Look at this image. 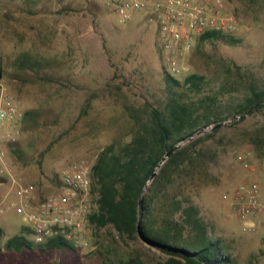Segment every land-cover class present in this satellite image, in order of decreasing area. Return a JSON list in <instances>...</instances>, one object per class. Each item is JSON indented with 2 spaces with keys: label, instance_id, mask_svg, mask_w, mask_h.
Segmentation results:
<instances>
[{
  "label": "rangeland",
  "instance_id": "rangeland-1",
  "mask_svg": "<svg viewBox=\"0 0 264 264\" xmlns=\"http://www.w3.org/2000/svg\"><path fill=\"white\" fill-rule=\"evenodd\" d=\"M228 5L239 22L235 34L239 43L196 42L186 59L188 73L177 79L197 74L209 86L219 85L229 61L249 73L256 84L264 85V10L253 16L236 3ZM158 45L156 21L149 12L136 13L120 24L102 0H0V56L5 70L0 97L8 96L23 113L33 115L19 124L21 152L9 154L11 177L21 185H33L42 199L57 192L56 175L63 168L79 161L92 165L111 140L109 120L122 101L140 105L162 90L164 61ZM23 54L46 59L41 77L19 67L16 61ZM93 93L98 96L79 120L83 102ZM239 96L235 92L223 102H237ZM263 126L264 109L223 122L220 132L199 145L205 164L185 173L173 188L176 195L192 197L208 237L220 240L237 264H264L263 215L240 220L231 206L232 193L242 183L256 181L264 199V147L257 150L252 142ZM242 163L252 170L245 172ZM12 203L19 204L12 184L0 178V204ZM23 228H30L23 214L11 207L0 213L2 243ZM114 236L110 229H91L88 247H78L76 254L58 249L4 252L0 264H100L92 251L112 244L117 240ZM121 246L136 250L147 264L160 259L138 242Z\"/></svg>",
  "mask_w": 264,
  "mask_h": 264
},
{
  "label": "trees",
  "instance_id": "trees-1",
  "mask_svg": "<svg viewBox=\"0 0 264 264\" xmlns=\"http://www.w3.org/2000/svg\"><path fill=\"white\" fill-rule=\"evenodd\" d=\"M228 2L238 4L253 16L264 10V0ZM212 41L239 43L236 35L221 33H204L197 43ZM16 62L38 77L47 64L46 59L28 54L21 55ZM4 72L0 56V82ZM223 72L220 84L211 87L203 76L189 74L179 80L163 67L164 85L158 94L143 99L140 105L122 101L117 114L110 118L111 140L98 152L90 175L93 207L89 226L93 230L110 229L117 239L92 251L100 264H147L136 250L128 251L121 246L130 242H138L157 254L160 259L156 264H237L220 240L208 237L207 226L192 197L173 193L176 182L185 173L205 164V152L199 145L220 132V127L215 126L249 111L248 115H253L264 109V85L256 84L249 73L229 61ZM235 92L240 95L237 102H223ZM97 96L93 93L85 99L79 120L88 114ZM32 116L31 111H26L23 120ZM209 127L213 128L210 133L187 142L162 162L172 147ZM252 142L257 150L264 147V126L255 133ZM18 143L10 147V155L21 152ZM55 181L58 184L57 175ZM31 234L30 228H23L20 234L2 243L0 230V255L53 249L78 252V247L61 235L35 244L29 238Z\"/></svg>",
  "mask_w": 264,
  "mask_h": 264
},
{
  "label": "built area",
  "instance_id": "built-area-1",
  "mask_svg": "<svg viewBox=\"0 0 264 264\" xmlns=\"http://www.w3.org/2000/svg\"><path fill=\"white\" fill-rule=\"evenodd\" d=\"M120 24L134 14L149 12L157 25L158 50L166 73L174 78L186 75L187 56L204 33L237 34L239 22L226 0H102ZM24 113L8 96L0 97V178L10 180L19 204H0V213L13 208L23 214L32 232V241L42 244L61 235L76 247L89 245L91 230L88 219L92 212L91 166L85 161L63 168L57 192L39 199L33 185H21L11 177L8 168L10 147L21 136L20 122ZM242 162V157H241ZM245 172L252 167L242 163ZM233 210L240 220L263 215L264 199L256 181L238 185L232 193Z\"/></svg>",
  "mask_w": 264,
  "mask_h": 264
},
{
  "label": "water",
  "instance_id": "water-1",
  "mask_svg": "<svg viewBox=\"0 0 264 264\" xmlns=\"http://www.w3.org/2000/svg\"><path fill=\"white\" fill-rule=\"evenodd\" d=\"M249 112H250V111H249ZM249 112L245 113V114H244L243 116H241V117L235 118L234 120L244 118L245 116H247V115L249 114ZM222 125H223V123H220V124H218L217 126H215L214 128H216V127H221ZM203 132H205V129L200 130L198 133H196L194 136H192V137L189 138L188 140H192L194 137H196L197 135H199V134H201V133H203ZM180 147H181V143H179L178 145H175L174 147H172V148H171V149L165 154V156L163 157L162 162L165 161V160L169 157V155H170L171 153L175 152V151L178 150ZM162 162H161V163H162ZM161 163H160V164H161ZM154 176H155V173H153V174L151 175V179H153ZM140 203H141V202H140ZM140 217H141V206H140V204H139V220H140ZM140 239H141L142 241L145 242V240L142 238L141 235H140Z\"/></svg>",
  "mask_w": 264,
  "mask_h": 264
}]
</instances>
